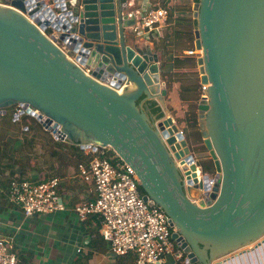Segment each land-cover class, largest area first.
I'll use <instances>...</instances> for the list:
<instances>
[{
	"label": "water",
	"instance_id": "water-1",
	"mask_svg": "<svg viewBox=\"0 0 264 264\" xmlns=\"http://www.w3.org/2000/svg\"><path fill=\"white\" fill-rule=\"evenodd\" d=\"M34 1V22L24 1L0 4L1 111L20 105L57 141L110 146L143 199L168 216L188 264H224L264 246V0L192 4L212 185L207 175L197 181L195 153L173 119H152L141 105L167 89L159 56L132 32L129 0H54L45 10ZM48 25L57 38L43 32Z\"/></svg>",
	"mask_w": 264,
	"mask_h": 264
},
{
	"label": "built area",
	"instance_id": "built-area-1",
	"mask_svg": "<svg viewBox=\"0 0 264 264\" xmlns=\"http://www.w3.org/2000/svg\"><path fill=\"white\" fill-rule=\"evenodd\" d=\"M0 0V4L11 6V3ZM22 13L27 17V0ZM44 2L42 10L55 9L54 0H36ZM66 4L67 1H64ZM61 4V2H59ZM35 12V17L41 14ZM58 13L57 10H55ZM135 15L137 23L132 27V32L137 36L153 34V37L162 34L163 25L169 17L166 7L142 6L135 11L128 12ZM29 18L34 22V17ZM46 18V17H44ZM54 21H50L52 23ZM43 32L49 38H57V32L50 25ZM64 52L67 49L58 40L55 42ZM184 56L198 58L202 56L201 49H188L182 53ZM89 73L88 68H84ZM125 83L121 86L123 88ZM207 84L200 83V96H205ZM14 120L23 112L20 105L12 107ZM27 114V113H26ZM4 113L0 109V118ZM174 122V120H173ZM179 132L184 134L183 129ZM75 145V144H74ZM86 160L77 164L76 168L83 181L92 185L95 199L82 201L73 206V211L78 219L86 221L89 216L97 215L100 219V235L109 243L114 255L122 256L131 253L135 257V264H163L166 255H172L175 260L188 264V258L172 237L175 227L168 222V216L157 204H149V198L143 199V194L138 189L137 176L133 168L123 161L110 146L96 145L93 150L90 145L76 144ZM112 150L114 163H111L107 153ZM196 163L197 181L204 175L209 178V185L213 184L215 173H204ZM186 181V180H185ZM60 177L35 181L32 179H13L8 190V200L19 207L25 216L36 214H50L66 210V201L58 193ZM186 183V182H185ZM13 246L0 235V264H17L16 253Z\"/></svg>",
	"mask_w": 264,
	"mask_h": 264
},
{
	"label": "crops",
	"instance_id": "crops-1",
	"mask_svg": "<svg viewBox=\"0 0 264 264\" xmlns=\"http://www.w3.org/2000/svg\"><path fill=\"white\" fill-rule=\"evenodd\" d=\"M194 1L129 0L131 3L130 12L142 6H162L168 8L169 12L173 11L172 16H169L163 25L160 36L153 37V34H147L141 36V39H148L149 48L159 56V72L162 80L166 82V95L160 100L153 99V101L160 106L162 115L170 116L178 128L184 131L187 128V120L184 121L183 118L188 104L179 97L181 82L167 80L166 74L170 71L167 65L170 62L168 58L170 56L183 58L182 53L184 54L188 49H183L185 47L179 45L173 51L162 56L160 47L163 43L160 40L163 34H172L174 22L178 16L189 15L187 8L192 7ZM177 7L185 10H176ZM168 41L169 39L164 43ZM167 45L171 44L168 42ZM162 62L167 64L163 65ZM148 101L141 103L146 113L145 105ZM149 116L152 119L157 117ZM21 144L22 139L18 133H7L0 141L1 148L5 149V145H8L15 151L21 147ZM61 159L54 163L60 173L58 193L66 201L67 208L64 211L25 216L19 207L14 206L7 199L8 171L0 176V235L12 244V250L17 256V264H135L133 254L117 256L111 252L109 243L100 235L101 223L97 215H91L82 222L78 219L72 209L73 206L94 197V191L92 185L83 181L79 176L74 159L70 155H63ZM10 170L16 174L20 172L19 168ZM40 176L36 171H31L29 179L40 181L42 180L39 178ZM259 248L255 249L256 251L253 249L237 254L224 264H239V262L240 264H264V246ZM163 264H184V262L175 260L172 255H166Z\"/></svg>",
	"mask_w": 264,
	"mask_h": 264
},
{
	"label": "trees",
	"instance_id": "trees-1",
	"mask_svg": "<svg viewBox=\"0 0 264 264\" xmlns=\"http://www.w3.org/2000/svg\"><path fill=\"white\" fill-rule=\"evenodd\" d=\"M191 8L192 7L187 8V11L189 12L188 16H178L177 20L174 22V28L171 32L172 34H163L160 40L161 43H163L160 47L162 49V56H165L167 53H169V51H173V49H176V47L179 45H183L182 47H185L183 49L193 48L196 20L191 17ZM176 10L184 11L185 9L177 7ZM172 12L173 11L169 12L170 17L172 16ZM167 39H169L168 42L171 44L170 46L167 45L168 42L164 43ZM168 61H170L168 64L166 62H162L163 65L166 63L170 70L166 74L167 80H177L181 82L179 97L182 101L186 102L189 107L186 111L187 116H184V121L187 120L186 131L183 130L184 135L189 143V146L195 153L197 165L204 173L213 175L215 173V167L203 142L201 129L198 122V114L196 113L198 108L197 102L200 99V84L197 82L199 77L196 58L193 56H184L183 58L170 56ZM181 69L183 70L181 71ZM187 75H192L188 81L183 78L188 77ZM145 108L147 109V113L149 115H155L157 117L162 116L160 106H158L153 100H149L146 103ZM12 110L13 109H10L9 111L12 112ZM11 112L0 118V141L7 133H18L22 139V144L21 147L16 151L12 150L8 145H5V149L0 147V176L8 171L7 199L11 180L15 178L29 179L31 171H38L35 165L36 158H38V156L37 154H34V150L39 145L38 142H36L38 138L37 136L40 132L49 134L48 131L42 129L40 123L30 116L23 115L19 120H14ZM48 142L51 145L48 150L50 159H60L59 161H61L62 156L68 154L74 159L76 166L78 163L86 160V158L81 154L79 147L75 146L74 144L57 141L52 136L49 137ZM113 153L114 152L110 150L106 155L111 163H114L115 160L114 158L110 157ZM198 156L204 158V162L202 161L199 164ZM55 166V163H48L47 166L44 167V171H40L41 176L39 178L45 180L53 176H59L60 173L58 172V169L55 168ZM11 168H19V174L11 172ZM138 189L143 194V190L139 184ZM94 199L95 194L94 197L85 201Z\"/></svg>",
	"mask_w": 264,
	"mask_h": 264
},
{
	"label": "rangeland",
	"instance_id": "rangeland-1",
	"mask_svg": "<svg viewBox=\"0 0 264 264\" xmlns=\"http://www.w3.org/2000/svg\"><path fill=\"white\" fill-rule=\"evenodd\" d=\"M182 56H184V55H182ZM183 74H186V73H183ZM187 76L188 77H183V78L188 81V80H190L192 75H187ZM197 82L200 84L199 80ZM177 100H178V98H177ZM188 108L189 107L186 106V109H188ZM198 112L199 111H198V108H197L196 113L199 114ZM184 116H187V113ZM198 122H199V120H198ZM50 136H52L50 133L48 134V133H42V132L38 133V136H37L38 138H37L36 142H38L39 145L34 150V154L35 155L37 154V156H38V158H36V162H35L36 163L35 164L36 168L38 169V171H36V173H38V174L41 173L40 171H44L43 169H44L45 166H47L48 163H54L55 161L58 162L60 160V159H50V157L48 155V150L51 147L50 143L48 142V139H49ZM204 160H205L204 158L198 156L199 164L202 161L204 162ZM137 184H139V180H137Z\"/></svg>",
	"mask_w": 264,
	"mask_h": 264
},
{
	"label": "flooded vegetation",
	"instance_id": "flooded-vegetation-1",
	"mask_svg": "<svg viewBox=\"0 0 264 264\" xmlns=\"http://www.w3.org/2000/svg\"><path fill=\"white\" fill-rule=\"evenodd\" d=\"M3 1H5V2H9V0H3ZM12 1H10V3H11ZM10 109H12V108H8V109H6V111L4 112V115H6L7 113H9V112H11V111H9ZM12 113V112H11ZM3 115V116H4ZM23 115H27V116H29L28 114H26V113H20L19 114V116H18V120L23 116ZM2 116V117H3ZM31 117V116H30ZM31 118H33V117H31ZM34 120H36L35 118H33ZM37 121V120H36ZM38 122V121H37ZM39 123V122H38Z\"/></svg>",
	"mask_w": 264,
	"mask_h": 264
},
{
	"label": "bare ground",
	"instance_id": "bare-ground-1",
	"mask_svg": "<svg viewBox=\"0 0 264 264\" xmlns=\"http://www.w3.org/2000/svg\"><path fill=\"white\" fill-rule=\"evenodd\" d=\"M260 249V248H259ZM255 250V249H254ZM256 251V250H255ZM264 253V252H263ZM255 259V258H254ZM249 262V261H248ZM239 264H240V262H239ZM248 264H250V263H248ZM259 264V263H258Z\"/></svg>",
	"mask_w": 264,
	"mask_h": 264
},
{
	"label": "clouds",
	"instance_id": "clouds-1",
	"mask_svg": "<svg viewBox=\"0 0 264 264\" xmlns=\"http://www.w3.org/2000/svg\"><path fill=\"white\" fill-rule=\"evenodd\" d=\"M198 77H199V74H198Z\"/></svg>",
	"mask_w": 264,
	"mask_h": 264
}]
</instances>
